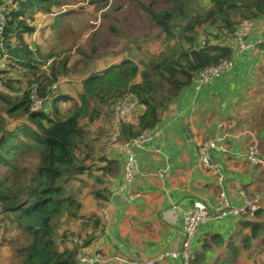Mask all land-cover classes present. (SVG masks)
<instances>
[{
  "label": "trees",
  "instance_id": "obj_1",
  "mask_svg": "<svg viewBox=\"0 0 264 264\" xmlns=\"http://www.w3.org/2000/svg\"><path fill=\"white\" fill-rule=\"evenodd\" d=\"M69 4V0H14L7 11L3 39L18 47L17 65L25 67L22 75L27 77L25 86L12 76L0 80V216L17 231L11 264H76V247L67 246L69 241L74 243L73 236L61 230L66 221L81 217L82 203L70 184L86 172L92 174L93 164H88L94 149L89 138L92 124L110 115L115 100L133 93L144 110L138 122L128 121L131 114L121 121L120 141L156 127L181 87L204 67L231 57L232 49L218 40L236 33L243 20L254 22L264 14V0H166L159 10L138 3L159 29L155 41L161 43L160 49L144 51L142 60L130 54L101 72H92L82 80L78 100L66 112L59 108L60 102L71 98L66 93L56 95L51 109L32 110L30 86L38 83L41 96L47 95L79 61L69 65V60H53L43 70L54 54L38 44L34 49L27 37L37 31V15L68 14L63 10ZM207 25L216 31H206ZM45 71L48 82L42 79ZM27 158L36 162L29 165ZM105 160L108 165L99 169L111 175L116 161ZM111 188L94 195L106 199ZM260 224L264 229L263 218Z\"/></svg>",
  "mask_w": 264,
  "mask_h": 264
},
{
  "label": "crops",
  "instance_id": "obj_2",
  "mask_svg": "<svg viewBox=\"0 0 264 264\" xmlns=\"http://www.w3.org/2000/svg\"><path fill=\"white\" fill-rule=\"evenodd\" d=\"M205 27L206 31H216L213 26ZM203 34L201 37H205ZM258 39L264 41V14L255 19L245 37L246 42ZM218 43L230 47L232 53L239 49L235 33L222 36ZM2 53L0 76L21 79L25 85V67L17 65L18 51L12 54L14 59ZM42 69H47L46 65ZM59 86L62 89L59 87L57 94L71 96L59 103L61 111L66 112L78 100L80 87L72 85L68 77ZM71 88L76 92H67ZM143 110L139 105L128 121L135 123ZM108 126L109 115L91 126L89 138L94 149L88 164H93L92 174L86 172L70 184L82 203L81 217L66 221L61 231L91 240L90 252L102 251L108 259L106 264H130L132 260L180 250L185 212L197 201L213 208L218 200L219 186L200 162V145L207 138L229 133L230 152H212L222 166L228 198L231 204L241 205L246 196L258 197L259 213L254 218L229 214L202 223L192 242L196 260L191 264H264V229L260 224L264 216V165H252L245 157L250 134H254L264 158V54L259 48L240 53L233 68L211 84L199 85L192 80L179 89L153 128L152 138L137 151L138 172L127 189H122L126 154L109 143L105 136ZM105 159L116 161L111 165V175L99 169L108 165ZM111 185L106 199L96 198L95 191H105ZM7 234L13 237L17 231ZM67 246L76 247L70 241ZM13 258L14 250L10 261ZM158 264H182V260L168 256Z\"/></svg>",
  "mask_w": 264,
  "mask_h": 264
},
{
  "label": "rangeland",
  "instance_id": "obj_3",
  "mask_svg": "<svg viewBox=\"0 0 264 264\" xmlns=\"http://www.w3.org/2000/svg\"><path fill=\"white\" fill-rule=\"evenodd\" d=\"M69 1L70 4L63 10L66 13L69 12L68 14L55 18L54 15L49 14L37 15V32L28 36L27 40L34 49L38 44L45 52H52L54 61L58 63L69 60L73 65L79 61L72 66L68 75L72 85H77L81 89V82L84 78L96 70H103L112 63L107 62L106 58L100 57L120 53L118 55L120 60L130 54L142 60L146 58V54H143L144 51L155 52L160 49L161 43L155 41L158 38L159 29L151 23L149 13L139 4H152L159 10L166 0H142L143 2L137 0ZM204 3L207 4L208 1H204ZM51 25L53 27H50ZM45 30H47L46 33ZM50 30L53 33L50 34ZM35 39L37 42L41 41V44L34 41ZM203 39L204 37L200 38V40ZM77 46L79 47L77 48ZM141 46L144 50L141 49ZM0 51L3 52L2 54H10L9 56L14 59L15 56L12 54L17 53L18 47L13 43L7 45L4 40H0ZM65 51L66 53H64ZM72 56L77 58H72ZM81 58L85 61H82ZM46 67L48 68V66ZM48 78L45 71L42 74V79L48 82ZM3 79L5 76H0V80ZM72 89H68L67 92L75 93L76 91H71ZM33 162H36L34 158L26 159V163L29 165H32ZM11 228L7 222L2 221V216H0V264H11V256L16 245V235L12 237L11 234H7Z\"/></svg>",
  "mask_w": 264,
  "mask_h": 264
},
{
  "label": "built area",
  "instance_id": "obj_4",
  "mask_svg": "<svg viewBox=\"0 0 264 264\" xmlns=\"http://www.w3.org/2000/svg\"><path fill=\"white\" fill-rule=\"evenodd\" d=\"M14 0H5L0 3V40L3 41L5 25L7 21V11L9 5ZM254 26V22L251 20H243L239 23L236 36L239 39L240 53L250 48H260L264 52V41L261 39L253 42H246L245 37L249 35ZM234 62L232 59L225 60L217 65L206 66L201 69L193 78V80L199 85L211 84L214 80L221 77L223 74L229 72L233 68ZM59 85L55 83L52 86V90L45 96H41L37 86H33L30 92V100L33 110L44 109L57 95ZM139 98L133 93H126L119 99L115 100L111 105V128L107 131L106 136L109 142L117 147L120 151L126 154L125 167H124V179L125 183L122 189L129 188L135 181L138 172V155L137 151L143 148L144 144L153 136V129H146L138 137L133 138L127 142H121V121L128 117L137 107ZM222 125V124H220ZM231 134L225 133L222 137H214L205 139L200 145V162L211 174L215 176L216 183L219 186L218 200L213 208H210L202 201H197L191 206L184 215V240L180 250H172L165 253H160L158 256L143 260H132L130 264H157L158 261L164 260L168 256L179 257L182 260V264H190L195 258L191 246L196 236L197 230L202 223L209 220L221 218L229 214L237 216H246L250 218L256 217V212L260 209L259 198H250L246 196L244 202L241 205L231 204L226 189L224 187V175L222 166L217 161L212 152L218 150L224 154L230 152L227 142ZM251 140L249 142L247 151L245 152L246 160L250 164H262L264 165V158L260 151L256 136L250 134ZM254 138V139H253ZM175 208V207H174ZM264 222V216H263ZM74 242L78 246L77 250V264H106L108 259L103 255L100 250H96L93 253L88 250L86 243L79 237L73 238Z\"/></svg>",
  "mask_w": 264,
  "mask_h": 264
},
{
  "label": "clouds",
  "instance_id": "obj_5",
  "mask_svg": "<svg viewBox=\"0 0 264 264\" xmlns=\"http://www.w3.org/2000/svg\"><path fill=\"white\" fill-rule=\"evenodd\" d=\"M242 21V20H241ZM236 34V33H235ZM4 40V39H3ZM258 49V48H257ZM259 50L261 51V49L259 48ZM245 52V51H244ZM262 52V51H261ZM263 54H264V52H262ZM239 54H240V52L238 51V49H236L233 53H232V55H231V57L230 58H227V59H224V61L225 60H229V59H232L233 60V62L235 63V60H236V58L239 56ZM9 57H11V56H9ZM100 58H106V60H107V62L109 61V62H112V63H110L108 66H110V65H112V64H116V63H118L119 61H120V59H119V57H118V55H106V56H103V57H100ZM112 59V60H111ZM54 60V56H53V58H49L48 59V61H47V63H46V66H50V63L52 62ZM223 62V61H222ZM221 63V62H220ZM219 64V63H218ZM215 65H217V64H215ZM107 66V67H108ZM234 66V65H233ZM107 67H105V68H107ZM104 68V69H105ZM103 69V70H104ZM103 70H101V71H103ZM101 71H97L96 70V72H101ZM68 76H65V77H63L62 79H64V78H67ZM195 77V76H194ZM69 78V80H71V78L70 77H68ZM61 79V80H62ZM61 80L59 81V82H56V83H58V85L60 84V82H61ZM54 85V84H53ZM33 86H37L38 87V89H39V85H38V83H34V84H32L31 86H30V88H29V92H31V89H32V87ZM52 90V89H51ZM58 91H59V88L57 89V93H58ZM39 92H40V89H39ZM41 95V94H40ZM138 97V96H137ZM56 98V97H55ZM55 98L52 100V102H50V104L49 105H47L44 109H41V110H49V109H51V107H52V104H53V101L55 100ZM31 101V100H30ZM140 101V100H139ZM138 106H139V103H138V105H137V107H136V109L135 110H137V108H138ZM31 109H32V104H31ZM33 110V109H32ZM134 110V111H135ZM36 111H38V110H36ZM133 111V112H134ZM132 112V113H133ZM131 113V114H132ZM109 126H108V128L106 129V132H105V136H106V133H107V131L111 128V111H110V115H109ZM148 129H153V128H148ZM146 130V129H145ZM144 130V131H145ZM107 137V136H106ZM110 143V142H109ZM111 144V143H110ZM112 145V144H111ZM114 146V145H113ZM73 236V238L74 237H77V236H74V235H72ZM80 238V237H79ZM81 239H83L84 241H85V243H86V247L88 248V250L90 251V246H89V244H87V242H86V240L84 239V238H81ZM75 243V242H74ZM75 246H76V257H77V250H78V246H77V244L75 243ZM102 252V251H101ZM103 253V252H102ZM165 253V252H164ZM154 258V257H153ZM149 259V258H148ZM159 262V261H158ZM158 262H157V264H158ZM76 264H77V258H76ZM191 264V263H190Z\"/></svg>",
  "mask_w": 264,
  "mask_h": 264
}]
</instances>
